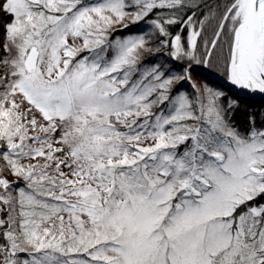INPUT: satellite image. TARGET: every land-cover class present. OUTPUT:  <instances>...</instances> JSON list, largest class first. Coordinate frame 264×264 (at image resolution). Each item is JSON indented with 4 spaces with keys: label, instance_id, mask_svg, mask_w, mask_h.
I'll list each match as a JSON object with an SVG mask.
<instances>
[{
    "label": "snow or ice",
    "instance_id": "6c2138e0",
    "mask_svg": "<svg viewBox=\"0 0 264 264\" xmlns=\"http://www.w3.org/2000/svg\"><path fill=\"white\" fill-rule=\"evenodd\" d=\"M256 96L264 0H0V264H264Z\"/></svg>",
    "mask_w": 264,
    "mask_h": 264
},
{
    "label": "trees",
    "instance_id": "16d2710c",
    "mask_svg": "<svg viewBox=\"0 0 264 264\" xmlns=\"http://www.w3.org/2000/svg\"><path fill=\"white\" fill-rule=\"evenodd\" d=\"M206 76L205 77H198V80H201V82H208L210 83L212 86H216V87H221L224 88L225 90H227L224 86V83L221 81V79H223L222 77H220L218 74H209L208 72H206ZM229 91V90H227ZM230 92V91H229ZM231 94H234L233 92H230ZM264 108V99L263 100H259V99H250V98H244L243 99V104H242V111L239 114V119L241 121L244 120V116L245 113L249 110H260Z\"/></svg>",
    "mask_w": 264,
    "mask_h": 264
},
{
    "label": "rangeland",
    "instance_id": "374dc122",
    "mask_svg": "<svg viewBox=\"0 0 264 264\" xmlns=\"http://www.w3.org/2000/svg\"><path fill=\"white\" fill-rule=\"evenodd\" d=\"M206 74H207V73H206V71H205V72H201L199 76H196V79H197L198 77H205V76H206ZM221 81L224 83V85H225V88H228V87H227V85L225 84L224 80H223V79H221ZM228 89H229V88H228Z\"/></svg>",
    "mask_w": 264,
    "mask_h": 264
},
{
    "label": "water",
    "instance_id": "95a60500",
    "mask_svg": "<svg viewBox=\"0 0 264 264\" xmlns=\"http://www.w3.org/2000/svg\"><path fill=\"white\" fill-rule=\"evenodd\" d=\"M250 98H255V99H264V97L256 96V97H250Z\"/></svg>",
    "mask_w": 264,
    "mask_h": 264
}]
</instances>
